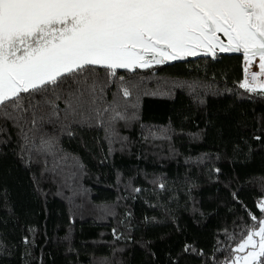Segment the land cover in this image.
<instances>
[{
	"label": "trees",
	"instance_id": "trees-1",
	"mask_svg": "<svg viewBox=\"0 0 264 264\" xmlns=\"http://www.w3.org/2000/svg\"><path fill=\"white\" fill-rule=\"evenodd\" d=\"M95 71V105L25 96L0 119V264L230 262L264 219V95L239 87L242 56L119 70L115 112L121 82Z\"/></svg>",
	"mask_w": 264,
	"mask_h": 264
},
{
	"label": "snow or ice",
	"instance_id": "snow-or-ice-1",
	"mask_svg": "<svg viewBox=\"0 0 264 264\" xmlns=\"http://www.w3.org/2000/svg\"><path fill=\"white\" fill-rule=\"evenodd\" d=\"M218 53L241 54L239 87L264 95V0H0V119H23L25 96L33 109L61 99L73 114L95 105L108 86L95 69L121 82L103 109L115 112L121 94L132 96L119 70ZM232 253L226 264H264V219Z\"/></svg>",
	"mask_w": 264,
	"mask_h": 264
},
{
	"label": "water",
	"instance_id": "water-1",
	"mask_svg": "<svg viewBox=\"0 0 264 264\" xmlns=\"http://www.w3.org/2000/svg\"><path fill=\"white\" fill-rule=\"evenodd\" d=\"M218 56H235V55H241V54H238V53H218L217 54ZM197 58H211L209 56H196ZM185 60V59H184ZM184 60H176V61H172V62H169V63H175V62H182Z\"/></svg>",
	"mask_w": 264,
	"mask_h": 264
},
{
	"label": "crops",
	"instance_id": "crops-1",
	"mask_svg": "<svg viewBox=\"0 0 264 264\" xmlns=\"http://www.w3.org/2000/svg\"><path fill=\"white\" fill-rule=\"evenodd\" d=\"M252 70L253 71H258V68L254 66Z\"/></svg>",
	"mask_w": 264,
	"mask_h": 264
},
{
	"label": "rangeland",
	"instance_id": "rangeland-1",
	"mask_svg": "<svg viewBox=\"0 0 264 264\" xmlns=\"http://www.w3.org/2000/svg\"><path fill=\"white\" fill-rule=\"evenodd\" d=\"M188 58H191V57H188ZM169 62H172V61H169ZM253 71V70H252ZM255 72V71H254ZM264 201V200H263ZM258 208H259V205H258Z\"/></svg>",
	"mask_w": 264,
	"mask_h": 264
}]
</instances>
